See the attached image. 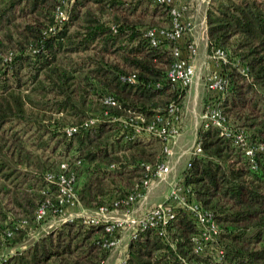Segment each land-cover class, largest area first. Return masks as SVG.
<instances>
[{
    "label": "trees",
    "instance_id": "16d2710c",
    "mask_svg": "<svg viewBox=\"0 0 264 264\" xmlns=\"http://www.w3.org/2000/svg\"><path fill=\"white\" fill-rule=\"evenodd\" d=\"M63 1L66 17L57 24L53 9L61 0H0V232L8 245L39 222L35 210L44 193L26 190L36 184L55 191L43 173L62 160L74 170L79 203L90 212L111 208L138 186L144 163L162 160L157 137L123 138L118 122L101 117L104 109L148 121L172 106L180 111L184 95L166 70L173 46L185 55L188 42L159 36L152 44L143 34L146 27L171 25L169 4ZM204 14L207 49L226 54L217 59L224 79L217 104L230 127L260 146L255 166L229 135L199 124L200 150L188 155L180 181L211 211L217 234L195 251L196 227L178 208L163 236L148 227L128 234L122 264H264V0H210ZM128 73L132 81L119 78ZM106 94L116 104L103 103ZM93 117V124L64 131ZM16 219L28 225L14 226ZM105 236L103 221L65 219L0 256V264H102L109 253Z\"/></svg>",
    "mask_w": 264,
    "mask_h": 264
},
{
    "label": "built area",
    "instance_id": "2783aa9c",
    "mask_svg": "<svg viewBox=\"0 0 264 264\" xmlns=\"http://www.w3.org/2000/svg\"><path fill=\"white\" fill-rule=\"evenodd\" d=\"M169 4L171 25L168 28L146 27L144 29V36L152 44H156L158 37L162 36L171 40H178L182 37L184 32L188 29L189 22L184 21L181 17L180 9L174 4V0H154ZM66 17L64 8V1L56 4L53 9V18L55 23L60 24ZM195 42H188L185 48V55H181V50L178 45L172 48V60L166 70V76L170 81L184 88L190 86L194 75V65L191 61L195 54ZM212 57L218 60L225 61V51L214 47L212 50ZM10 55L4 57L9 59ZM244 71V67L240 68ZM124 81H132L134 75L132 73L121 74L119 77ZM224 79L222 75L214 71L206 80V87L218 94L223 88ZM103 103L107 105L116 104V100L111 94H106L102 99ZM209 103L201 114L200 124L203 127L208 125L215 126L226 135H229L232 142L239 145L243 154L249 157L251 163L254 164L253 155L255 150L260 147L255 145L247 139V134L242 128H232L228 125L227 120L221 108L217 104V95L208 100ZM101 116L110 121H116L120 125V131L123 138L129 137H157L162 142V151L169 156L171 151V144L175 142L179 135L180 111L177 107L172 106L168 110V115L155 114L151 120L145 121L140 114L118 115L104 109ZM97 117L84 120L79 125H66L64 131L69 135L78 127H86L93 124ZM200 150L198 142H194L191 148V153H196ZM144 173L137 183V187L128 193L125 197L113 200V206L108 208L100 206L96 210L90 212L89 215L83 219L85 222H104V230L106 236L102 240V245L109 250L115 247L119 236L120 228H125L128 234L133 236L138 229L152 228L156 234L163 236L165 225L170 219L174 217L177 209H184L192 217V221L196 227V235L193 237V249L195 251L203 250V243L211 241L217 234V226L213 220L211 211L204 208L198 201L193 199L190 194L189 187L181 183L180 179L171 180L168 185V191L163 200L156 203L146 204L148 191L157 180H160L165 175L166 159L156 162L154 164L144 163ZM43 177L47 182L56 184L55 193L50 195L40 189L44 193V200L37 206L35 210V220L40 221L45 218L49 212H63L65 207L79 205V200L76 190V179L74 170L69 166L68 161L62 160L57 169L54 171H44ZM158 182V181H157ZM191 198H190V197ZM123 204L122 208H118V204ZM138 207L141 209L138 210ZM137 208V209H136ZM121 211L122 217L117 215V211ZM62 219H71V217L63 216ZM25 219H19L14 226H27ZM12 230L5 228V234L9 236ZM221 250H217V255L214 259H220ZM125 258V253L118 259L115 264H122ZM206 264H211L207 262Z\"/></svg>",
    "mask_w": 264,
    "mask_h": 264
},
{
    "label": "rangeland",
    "instance_id": "374dc122",
    "mask_svg": "<svg viewBox=\"0 0 264 264\" xmlns=\"http://www.w3.org/2000/svg\"><path fill=\"white\" fill-rule=\"evenodd\" d=\"M67 4L69 3L68 0ZM210 0H174V4L180 9L181 17L184 21L189 22L188 29L184 32V36L195 40L190 32L192 28L195 34L200 30L201 35L204 37L203 42L197 43L195 40V54L193 55V65H194V75L190 86L184 90V95L180 101V124H179V135L173 144H171L172 153L166 156L164 153L162 160L166 159V171L162 179L157 180L156 183L152 185L150 190H154L151 193V202L156 203L162 199V195L168 190V185L171 180L180 179V172L186 164L188 155L191 153V148L195 140V131L200 124L201 114L206 103H209V99L216 97L215 92L209 90L206 87V80L208 76L214 71L218 70L217 58L212 57V51L208 50L206 47V25H205V8L209 4ZM68 5H64L65 11ZM180 40V39H179ZM178 41V40H177ZM192 42V41H191ZM212 49V48H211ZM100 117V116H98ZM102 117V116H101ZM63 126V125H62ZM65 126V125H64ZM155 137V136H153ZM150 137H142V139H149ZM162 144V143H161ZM2 180V179H1ZM81 176H79L77 181L78 184L81 183ZM41 187L38 185H33L26 190L27 193L38 195ZM77 190V188H76ZM167 192V191H166ZM50 195L55 193V191H49ZM149 197V198H150ZM70 209V214L66 211L67 208ZM80 210L79 205L65 207L63 212L55 213L49 212V214L43 218L41 221L37 222L35 226L26 227V235L21 240H16L9 245L3 241L4 237L0 232V256H5L6 254L13 253L16 248L24 246L25 243L33 238H36L40 233L48 230L55 229L61 225L63 222V216L71 217V220L79 219L82 222L90 211ZM78 213V214H75ZM117 215L122 217L121 211H117ZM11 217V216H10ZM12 218V217H11ZM16 219L13 225L17 222ZM24 228L23 226H20ZM34 227V228H33ZM125 228H120L118 233H121V237L124 235L125 238L128 236V232L124 230ZM34 230V231H31ZM124 240L120 243H123ZM11 241V240H10ZM12 242V241H11ZM126 252V251H125ZM119 257V256H118Z\"/></svg>",
    "mask_w": 264,
    "mask_h": 264
},
{
    "label": "crops",
    "instance_id": "0c3cea01",
    "mask_svg": "<svg viewBox=\"0 0 264 264\" xmlns=\"http://www.w3.org/2000/svg\"><path fill=\"white\" fill-rule=\"evenodd\" d=\"M195 30V29H194ZM194 30H193V28H192V31L190 32V35H192L193 36V38H195V40L197 41V43H199V42H201V44H202V42H203V39H204V37L201 35V33H200V30L198 31V33L197 34H195V32H194ZM181 40L179 41L180 42V44L182 45H184L186 42H190V41H193V42H195V40H193V39H189V38H187V37H185V36H183L182 38H180ZM196 43V42H195ZM197 45V44H196ZM191 61H193V56H192V58H191ZM178 140V139H177ZM168 189V188H167ZM153 189L152 190H149L148 191V194H147V198H146V204L145 205H147V204H149V203H152L151 202V193H153ZM166 191H168V190H166ZM165 191V193L162 195V199L161 200H163V198H164V196L166 195V192ZM150 197V198H149ZM79 207H80V210L79 211H81V210H83V212H84V210H86L84 207H82L80 204H79ZM70 209H72L71 207L70 208H67V212H68V214H70ZM137 209V208H136ZM141 208L140 207H138V210H140ZM75 214H78V213H76L75 212ZM31 231H34V230H31ZM123 232H121V233H118V236H119V238H118V241H117V243H116V245H115V247H113L111 250H109V253H108V255L106 256V258L104 259V261H103V263L102 264H115L117 261H118V259L125 253V251H126V242H127V239H128V236H127V238H125V236L123 235L122 237H121V234H122ZM123 239H126V240H124V242L123 243H120V241L122 242L123 241ZM119 256V257H118Z\"/></svg>",
    "mask_w": 264,
    "mask_h": 264
}]
</instances>
